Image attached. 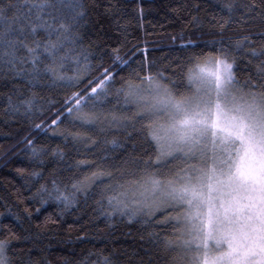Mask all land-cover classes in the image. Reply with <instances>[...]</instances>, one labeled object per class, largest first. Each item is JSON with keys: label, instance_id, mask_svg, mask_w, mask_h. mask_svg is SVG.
<instances>
[{"label": "trees", "instance_id": "16d2710c", "mask_svg": "<svg viewBox=\"0 0 264 264\" xmlns=\"http://www.w3.org/2000/svg\"><path fill=\"white\" fill-rule=\"evenodd\" d=\"M17 2L0 4V241L8 242L7 264H188L182 257L189 252L165 245L181 239L174 235L181 224L166 220L181 217V208L114 207L139 183L172 180L197 163L165 156L156 166L154 116L126 102V93L157 78L190 95L194 66L222 55L240 91L264 92V0H57L54 18L47 14L53 9L40 13L49 26L26 37L9 27ZM21 39L25 47L8 55ZM50 44L57 45L51 54ZM105 70L111 79L103 94L69 114L75 103L65 102L74 93L87 97ZM78 114L97 120L86 124Z\"/></svg>", "mask_w": 264, "mask_h": 264}, {"label": "snow or ice", "instance_id": "6c2138e0", "mask_svg": "<svg viewBox=\"0 0 264 264\" xmlns=\"http://www.w3.org/2000/svg\"><path fill=\"white\" fill-rule=\"evenodd\" d=\"M56 2L57 0H18L19 10L9 18V27L13 28L14 33L26 37L29 31L35 33L37 27L49 26L40 13L53 9L47 14L54 18ZM0 4H3V0H0ZM25 8H28V11H25ZM2 11L0 9V19H3ZM2 34L0 32V35ZM17 46L25 47L23 39L12 42L13 51L8 55H14ZM56 47V44L46 45L45 51L51 54ZM35 51L34 48H28L29 53ZM3 56L4 54H0V63L3 62ZM215 63L216 72L207 75L201 71L189 77L190 82L198 84L191 96L177 100L168 89L161 90V86L156 85L155 95L149 98L139 95L130 86L126 93V102L143 103L145 112L167 118V125H161L152 133V139L157 144H166L168 148V151H162L161 157L155 162L156 166H159L162 157L175 158L176 154L182 155L186 160H196L200 165H189V175L182 187H176L172 181L168 183L164 193L163 210L186 207L188 211L183 218L177 216L166 220L175 219L178 226L183 223L185 233L191 238L166 241V247L176 245L185 252H192L194 244L199 248L196 242L200 239L202 230L201 209L207 204L208 224L212 227L204 237L205 247L208 239L215 240L217 247L222 241H226L229 252L218 259L227 258L233 264H261V260L257 261L255 258L260 257L261 245H264V92L238 94L239 90L235 87L238 81L233 74V63L227 62L226 55H222ZM110 79L109 72L105 70L104 79L91 89L87 97L74 93L69 101L65 102L67 105L75 99V105L68 108V113L71 114L74 109L78 110L94 94L102 95L104 85ZM247 86L246 84L245 87ZM59 119L60 117H57L52 124H57ZM76 119L93 124L97 117L78 114ZM36 127L40 128L41 125ZM224 131H227L228 142L236 149L235 152L229 149L217 154L213 148L210 153L209 138H212V144L215 146L218 132ZM28 143L31 144L32 141ZM237 143L239 148H236ZM233 156L238 157V163H233ZM209 162L212 163V168L208 167ZM150 183L153 192L160 190L161 181L151 180ZM205 188L208 191L207 197ZM223 189L229 191L224 193ZM213 192L227 195L229 198L216 208L212 203L215 199ZM193 209L196 210L195 213ZM220 209L223 210L222 213ZM216 226L226 227L227 231L221 232ZM185 233L178 232L174 235L183 236ZM250 244L255 246L254 250L242 254V250L247 249ZM7 247L8 242L0 241V264H7L4 255ZM182 259H189V264H198L196 256H185Z\"/></svg>", "mask_w": 264, "mask_h": 264}, {"label": "rangeland", "instance_id": "374dc122", "mask_svg": "<svg viewBox=\"0 0 264 264\" xmlns=\"http://www.w3.org/2000/svg\"><path fill=\"white\" fill-rule=\"evenodd\" d=\"M217 59H214L213 57L208 58L207 60L200 62L198 64H196L194 66V68L192 70L195 69V72L192 73V75H195L198 72H203L204 74L210 75L214 72H216L217 70V66H216V62ZM156 85H160L161 86V90H163L164 88L168 89V91L171 93L172 96H174L177 100L182 99L183 97H186L185 95L182 94H177L172 92L167 86L163 85L162 83L159 82V80H157V78H150L148 80H146L143 84L140 85L139 88H137L135 91L141 95V96H145V97H149L151 98L152 96L155 95V87ZM192 87L193 90L195 92L196 88L198 87V84L195 82H192ZM236 87V85H235ZM236 89L239 90L238 94H242L245 92L240 91L239 88L236 87ZM141 92V93H140ZM194 92H192L190 95L187 96H191ZM74 101L73 103H75V99L71 100ZM138 106H140L139 108L142 110H144L145 106L143 103L138 104ZM145 111V110H144ZM154 116V127L152 129V133L154 131H156L161 125H167L168 121L166 117H162V116ZM156 119V120H155ZM224 125H221V127H223ZM155 144L159 150L160 153V157H161V153L162 151H168L167 145H160L157 144L155 141ZM208 148H209V152L211 153L213 148H215V151L217 154H219L221 151H225L227 152V150L231 149V151L235 152V148H232V145L228 142V136H227V131L224 132H218V135L216 137V144L215 146L212 144V138H209V142H208ZM236 148H239V144L237 143ZM242 155V153H240ZM175 157H183L180 154H176ZM168 158V157H166ZM172 158V157H170ZM233 163H238V157L233 156ZM197 162V161H196ZM197 166L199 167L200 165L197 163ZM209 168H212L213 165L211 162H209L208 164ZM189 167L187 169H185L183 171L182 174L177 175V177H175L172 180H164L161 181V188L160 190L153 192L152 191V185L150 183L151 180H158V178H154L151 177V179L149 180H145L141 183L138 184V186H136L135 188H133V190H128L125 194L122 195L121 198H119L118 200H116L114 202V207L117 209H122L123 211L125 210L126 212L131 211V207L137 210H141L142 209H146V208H151V209H158L161 207H164V193L167 189L168 183L169 181H172L173 184L176 187H182L183 184L185 183V180L187 178V176L189 175V171H188ZM217 176H219V173L217 172ZM220 179H226V177H220ZM160 181V180H159ZM214 183V182H213ZM205 197H207L208 195V191L207 188H205ZM224 193H227L229 191V189H223L222 190ZM212 195L215 197V199L212 201V203L216 206V208H219V205L226 201L229 197L227 195H221L220 193L217 192H213ZM235 195V194H234ZM125 204L129 205V207H125ZM134 203V204H133ZM148 207H145V206ZM188 209L186 207H181L180 213H181V218H183L184 214L187 213ZM195 209H193V213H195ZM203 215L201 217V223H202V230L200 233V239L196 242L197 244H199V248H196V245H193V251L189 252V258H191L192 256H196L198 258V264H205V262H207V264H233V262H230L229 260H227V258L224 259H218L220 257H223L225 253L229 252V247H228V243L226 241H222L220 243V245L217 247L215 240L213 239H208L207 240V247H205L204 245V237L206 236L207 232L209 231V228L212 227V225L208 224V216H209V205H205L202 209H201ZM221 213L223 212L222 209H220ZM217 228L220 229L221 232H226L227 228L226 227H222V226H216ZM181 233H185V225L183 223H181ZM191 237L189 235H187L186 233L181 236V239H190ZM234 246H235V242H234ZM255 248L254 245H249V247L247 249H243L242 250V254H246L247 252L253 251ZM188 254V252H186ZM257 261L261 260V264H264V245H261V253H260V257H256L255 258ZM187 262L189 264V259H187Z\"/></svg>", "mask_w": 264, "mask_h": 264}]
</instances>
